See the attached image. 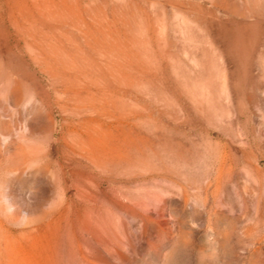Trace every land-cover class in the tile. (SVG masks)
Returning a JSON list of instances; mask_svg holds the SVG:
<instances>
[{
	"label": "rangeland",
	"instance_id": "obj_1",
	"mask_svg": "<svg viewBox=\"0 0 264 264\" xmlns=\"http://www.w3.org/2000/svg\"><path fill=\"white\" fill-rule=\"evenodd\" d=\"M0 264H264V0H0Z\"/></svg>",
	"mask_w": 264,
	"mask_h": 264
}]
</instances>
